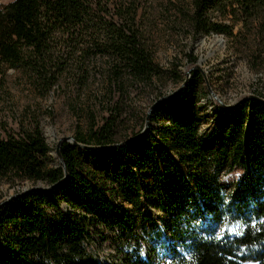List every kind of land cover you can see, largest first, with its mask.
I'll use <instances>...</instances> for the list:
<instances>
[{"label":"trees","instance_id":"trees-1","mask_svg":"<svg viewBox=\"0 0 264 264\" xmlns=\"http://www.w3.org/2000/svg\"><path fill=\"white\" fill-rule=\"evenodd\" d=\"M188 21L194 35L227 37L238 21L254 23L264 40V0H192ZM11 69L35 97H94L95 103L73 104L76 115L93 112L96 105L109 115L101 125L92 119L87 133H77V145L61 143L66 174L52 160L38 124L0 138V180L45 183L0 207V264H78L100 230L134 237L130 213L153 226L154 209L165 215L160 233L169 243L171 264H264L262 93L223 107L209 97L192 66V80L175 95H157L155 102L163 99L154 104L144 133L114 146L121 104L133 90L169 76L154 59L136 0L0 5V87ZM86 152L101 155L83 156ZM235 168L240 176L223 184L222 176ZM60 190L70 193L60 196ZM175 245L187 250L189 259Z\"/></svg>","mask_w":264,"mask_h":264},{"label":"rangeland","instance_id":"rangeland-1","mask_svg":"<svg viewBox=\"0 0 264 264\" xmlns=\"http://www.w3.org/2000/svg\"><path fill=\"white\" fill-rule=\"evenodd\" d=\"M10 1L0 0V5ZM136 2L138 21L152 46L154 59L168 71L169 76L151 88L133 90L125 106L121 104L122 108L118 112L121 111L122 122L118 126L116 146L122 145L123 140L127 137V140L130 139L133 134L137 133L133 139L143 134L146 116L157 95L161 92L170 95L182 89L192 80L188 73L192 66L202 75L209 97L217 100L223 107H230L257 91L264 96V40L257 34L254 23L244 26L238 21L232 37L222 34L194 35L188 21L192 0ZM170 71L177 72L183 81L177 83L176 76ZM4 82L3 87H0V138L16 136L22 128L36 123L51 148L52 160L58 164L55 150L60 140L74 138L79 132L87 133L92 119L95 125H101L109 115L108 111L98 105L93 112L85 111L76 115L73 104L95 103L98 99L94 97L75 99L68 93H55L44 99L35 97L28 84L12 69L7 72ZM204 101L201 100L203 103ZM114 148L115 156L119 157V148ZM91 155L98 157L101 154H83L87 157ZM240 174L241 170L235 168L223 175L221 181L223 184H230ZM35 186H45V183L0 180V207L11 202L19 193ZM66 193L70 192L60 190V196ZM125 207L132 209L129 203H125ZM150 213L157 220L153 226L140 220L136 211L130 213L132 217L128 225L135 234L134 237L120 230H100L88 242L86 256L78 264H136L138 259L148 264H171L169 243L160 233L165 226V215L157 209ZM175 249L189 259L187 250L180 245H175Z\"/></svg>","mask_w":264,"mask_h":264},{"label":"water","instance_id":"water-1","mask_svg":"<svg viewBox=\"0 0 264 264\" xmlns=\"http://www.w3.org/2000/svg\"><path fill=\"white\" fill-rule=\"evenodd\" d=\"M188 73H189V71H188ZM184 84H185V82L181 85V87H182ZM180 89H181V88H180ZM180 89H179V90H180ZM179 90H178V91H179ZM178 91L174 92L172 95H175ZM169 97H171V95L166 96L165 98H169ZM165 98H164V99H165ZM162 99H163V98H162ZM162 99H159V100L156 101L154 104L158 103V102H159L160 100H162ZM261 100H262V102L264 103V99L261 98ZM154 104L150 107V109H149V111H148V114H147V116H146L145 123H144V128H143V133H144V131L147 129L148 125H149V121H148V120H149V115H150V112H151L152 108L154 107ZM228 107H229V106H228ZM135 137H136V136H135ZM64 141H65V142H71V143H73V144H75V145H77V143L74 141V138H64V139L60 140V141L57 143L55 153H56V155H57V157H58L59 164L63 167V170H64V172H65V174H66V169H65V167H64V164L62 163V159H61V157H60V153H59V147H60L61 143L64 142ZM79 146H81V145H79ZM114 146H116V145H114ZM82 147L92 148V149L98 148V147H93V146H82ZM27 190H28V189H27ZM27 190H26V191H27ZM26 191H23V192L19 193V195L25 193Z\"/></svg>","mask_w":264,"mask_h":264},{"label":"snow or ice","instance_id":"snow-or-ice-1","mask_svg":"<svg viewBox=\"0 0 264 264\" xmlns=\"http://www.w3.org/2000/svg\"><path fill=\"white\" fill-rule=\"evenodd\" d=\"M237 175H239V174L237 173ZM225 220H227V217H225ZM221 231H223V228H221Z\"/></svg>","mask_w":264,"mask_h":264}]
</instances>
